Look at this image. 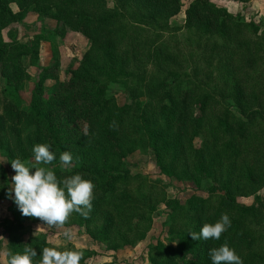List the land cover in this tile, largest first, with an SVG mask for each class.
<instances>
[{"label": "trees", "instance_id": "trees-1", "mask_svg": "<svg viewBox=\"0 0 264 264\" xmlns=\"http://www.w3.org/2000/svg\"><path fill=\"white\" fill-rule=\"evenodd\" d=\"M8 1L0 0V30L9 19L19 15L12 12ZM11 1L19 12L28 5L32 10L40 9L37 4L49 8L47 0ZM57 1L62 4L54 3L58 12L53 13V18L70 24L72 30L89 41V49L77 67L65 71V77L55 88L45 89L43 81L58 78L54 72L57 62L54 60L51 67H43L31 90L27 108H22L17 90L27 74L21 68V61L28 55L35 63V44L29 47L27 44L4 41L0 34V149L5 150L10 158L16 150L22 157H34L33 146L45 143L56 155L50 168L55 171L58 180L74 174L90 179L95 187L88 218L75 212L72 214L79 222L82 221L88 234L114 248L138 236L142 216L132 213L133 209H138L137 202L133 201L136 204L129 207L130 210L124 209L133 198L130 191L124 193L118 189V184H131L129 171L120 167V161L135 147L128 139L129 132L141 127V135L147 140L154 163L161 173L172 175L175 170L174 173L189 177L191 168H195V171L200 169L213 182L216 181L215 186H209L211 193L206 197L191 195L187 198L179 225H176L177 220H173L178 213H171L170 210L168 237L174 246L157 240L153 250L148 252L149 263L212 264L209 250L226 242L241 257L243 264H264V255L254 257L244 251V248L256 247L250 238L251 231L243 221V211L251 206L235 200L236 192H255L256 185L253 186V183L264 177V161L260 162V153L264 151V42L261 41L263 34H258V24L245 22L239 14L232 16L211 0L189 2L184 9L186 38L190 39L192 35L193 42L208 44L205 61L215 71L210 89L201 90L195 96L197 117L192 119L189 107L190 97H194V89L190 87L192 80H179L176 76L169 83L158 80L152 86L144 85L146 95L156 104L147 120L140 115L141 123L137 127L125 128L122 122L127 124L132 121L133 112L143 111L145 105L134 101L118 106L113 97L106 94L105 81L122 73L118 70L120 58L117 47L122 42L127 43V57L134 66L140 65L136 49L147 47L148 41L156 50L167 48L158 52L167 54L165 58L173 61L175 55L168 50L178 41V35L172 34L170 42L162 44L160 35L154 34V38L150 39L148 29L136 25L128 27L131 34H113L109 25L113 24L114 17L109 11L103 12L95 7L101 0ZM127 1L135 4L141 13L147 10L146 16L139 12L131 13L145 16L144 20L151 24L159 20L163 22L168 11L178 7L180 0H117L116 3L123 8L124 5L127 7ZM86 12H91L94 17L88 18L84 14ZM245 36L250 40L246 41ZM240 49L249 55L238 66L235 64V53L241 52ZM98 51L99 56L95 55ZM140 61L143 63L144 59L140 58ZM131 97L135 95L132 93ZM249 99L251 105L245 104ZM80 122L85 123L84 129L79 126ZM113 122L115 126L110 127ZM23 130L25 132L21 136ZM196 136L200 142L198 147L193 148ZM64 151L70 152L73 157L69 168L61 167L59 162V155ZM189 159L196 164L190 166ZM131 176L142 181L138 174ZM0 182L3 185L6 183L1 167ZM140 187L138 184L134 188L138 196L142 195ZM216 189L219 193H214ZM262 205L264 207V203ZM10 206L15 225L19 226L16 223L26 216L21 214L14 198ZM224 213L229 216L231 226L219 240L197 241L191 238L189 231L199 233L205 223H215ZM8 246L13 254L23 253L26 247L35 249L37 255L32 258L33 264L42 259V249L49 247L40 236L23 243L13 239Z\"/></svg>", "mask_w": 264, "mask_h": 264}, {"label": "rangeland", "instance_id": "rangeland-1", "mask_svg": "<svg viewBox=\"0 0 264 264\" xmlns=\"http://www.w3.org/2000/svg\"><path fill=\"white\" fill-rule=\"evenodd\" d=\"M47 1L48 9L37 4V7L40 8L38 10H32V7L28 5L25 7L26 9L19 12L15 3L9 0L8 6L14 14L18 12L19 15L9 19L6 26L0 30L4 41L27 44L29 47L35 44L37 52L35 63L30 61L28 55L24 56L21 61V68L27 74V77L21 79L17 90L22 108H27L31 90L37 83L43 67H51L54 60L57 62V68L54 69V72H56L58 78H48L43 81L45 89L55 88L57 83L65 77V71L77 67L89 49V41L80 33L72 30L70 24L56 21L53 18V13L57 14L58 12L57 8L53 6L54 3L57 2L61 5L62 2L57 0ZM116 1L101 0V2L95 5V7L101 8L103 12L109 11L111 16L114 17L113 24L109 25L111 33L120 35L131 34L128 27L136 25L147 28L150 39L154 38V34L160 35L159 38H161L162 44L170 42L172 34L178 35V41L173 43L169 47L170 50H168L175 55L173 61L165 58L167 54H160L158 52L159 50L165 51L167 48L156 50L152 45L153 43L148 41L146 43L147 47L139 46L137 49L135 48V53L139 54L138 62L140 65L134 66L131 63L130 57H127V43L122 42L117 47L116 50L120 58L118 70L122 73H117L112 79L109 78L105 81L106 94L112 96L118 106L123 104L129 105L134 101L145 105L143 111L133 112L132 121L127 124L122 122L123 126L130 128L136 125L137 127L141 123L140 115L145 120L149 118L156 103L146 95L145 84L152 86L158 80L169 83L176 76L179 80H187L189 78L192 80L190 87L194 89V97H190L189 107L192 119L196 118L198 104L195 96L201 90L210 89L214 83L213 77L215 71L212 70V66H207L205 61L208 55V44L193 42L192 35L190 39L186 38V34L188 33L183 26L184 9L192 0H180L177 2L178 7L168 11L166 17L163 18V22L159 20L158 23L151 24L144 20V17L148 13L147 10L141 13L138 7L131 1H127V7L124 5L121 8L120 6L118 7ZM211 1L217 6L224 7L232 16L239 14L245 22L253 21L255 24L257 23L258 34H263L261 41L264 42V0H243L241 2L231 0ZM73 6L75 7L76 5L74 4ZM131 12H139L142 15L145 14V16H134ZM84 14L88 15V18L94 17L91 12ZM159 23L164 25H160L159 27ZM180 34H182L181 37H179ZM248 36L251 38L249 33ZM245 40L249 41L250 39L245 36ZM233 46L234 44L231 45V47ZM250 46H253V44H250ZM155 50L156 52L153 53ZM176 54L181 56H177ZM95 55L99 56V51ZM248 55L246 51L235 53V64L238 66L242 65ZM140 58L144 59L143 63L140 61ZM133 87L134 90L131 91ZM1 88L2 81L0 78V90ZM132 93L135 95L134 98L131 97ZM1 101L2 93L0 92ZM256 101L255 99L254 103ZM245 104L251 105L250 99ZM262 121L264 120L262 119ZM79 126L82 129L86 127L85 123L81 122ZM262 130L264 138V124L262 125ZM141 131V127H138L129 132L128 139L132 141L135 147L120 161V167L123 170L129 171L131 184L126 186L122 183L118 184V189L124 193L130 191L133 198L132 201L125 204L124 209L130 210L136 204L135 202H137L138 209H133L132 213H138L137 216H142L138 224V236L114 248L108 242L88 234L85 225L82 221L79 222L73 214L70 215L65 224L56 227H49L39 218L35 217H23L16 223L19 226H16L15 219L11 213L10 201L12 198L8 194L11 177L15 173L11 166V161L19 159L25 163L31 162L29 164L30 167L35 164V161L33 156L22 157L17 150L10 158L7 156L5 150L0 149L1 172L6 179L4 185L0 182V264H7L8 254L11 253L8 246L10 241L17 239L23 243L34 236L42 237L49 247H57L62 251H82L83 257L80 264H150L148 252L153 250L152 247L157 240L159 243H167L174 246V243L168 237V229L170 228L168 213L170 210L171 213H178V215L174 216L173 220L174 222L177 220L176 225H179V221H182L181 216L184 214L187 198L191 195L195 198L206 197L211 193L209 186H215L216 181L213 182L200 169L195 171V168H191L189 177H183L181 174L174 173L175 170H173L172 175L161 173L154 163L152 151L147 146V140L141 135ZM24 132V130L23 132L21 131V136ZM9 141L13 143L11 138H9ZM199 142V137H194L192 142L193 148L198 147ZM260 154L262 156L260 162H263L264 151ZM188 162L190 166L196 164L193 159H189ZM38 166L50 168L52 165ZM132 174L140 175L142 181H138L136 176H131ZM138 184L141 185V191H139L142 193L141 196H138L134 191V188ZM254 185H256L255 192H251L250 194L236 192L235 200L244 205L251 206L248 210L243 211V221L245 226L250 229V238L255 242L256 247L244 248V251L246 254L259 257L264 255V207L262 205L264 203L262 199L264 192L261 193L264 190V177L259 178L253 183ZM244 189L249 190L248 188ZM214 193H219V191L216 189ZM66 231L72 234L71 240L64 236ZM160 264H163V261Z\"/></svg>", "mask_w": 264, "mask_h": 264}, {"label": "clouds", "instance_id": "clouds-1", "mask_svg": "<svg viewBox=\"0 0 264 264\" xmlns=\"http://www.w3.org/2000/svg\"><path fill=\"white\" fill-rule=\"evenodd\" d=\"M113 122L110 127H114ZM85 135L87 132L85 131ZM34 161L25 163L19 159L11 161L15 174L11 177L9 188L10 198H14L21 214L26 217L39 218L49 227L63 225L72 213L88 218L92 210L95 185L90 179L81 174L66 176L58 180L51 168L38 165H50L56 160L50 145L38 143L33 146ZM73 157L70 152L64 151L59 155L61 167L69 168ZM34 169V171H33ZM14 193V197L13 194ZM231 226L229 216L224 213L215 223H205L199 233L189 231L193 240H219L222 233ZM64 236L71 240L72 234L65 232ZM37 252L26 247L23 253H9L7 264H33V257ZM42 259L36 264H80L83 257L79 250H59L57 247H45L40 254ZM212 264H243L241 257L225 242L219 247L209 250Z\"/></svg>", "mask_w": 264, "mask_h": 264}, {"label": "crops", "instance_id": "crops-1", "mask_svg": "<svg viewBox=\"0 0 264 264\" xmlns=\"http://www.w3.org/2000/svg\"><path fill=\"white\" fill-rule=\"evenodd\" d=\"M263 192H264V190H262V192H261V193H263ZM262 196H263V198H262V199H263V201H264V194H262Z\"/></svg>", "mask_w": 264, "mask_h": 264}]
</instances>
